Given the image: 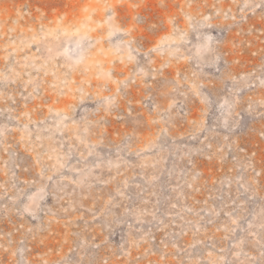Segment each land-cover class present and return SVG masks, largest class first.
<instances>
[{
  "label": "rangeland",
  "instance_id": "rangeland-1",
  "mask_svg": "<svg viewBox=\"0 0 264 264\" xmlns=\"http://www.w3.org/2000/svg\"><path fill=\"white\" fill-rule=\"evenodd\" d=\"M0 264H264V0H0Z\"/></svg>",
  "mask_w": 264,
  "mask_h": 264
}]
</instances>
